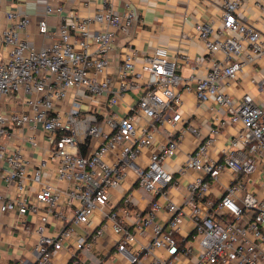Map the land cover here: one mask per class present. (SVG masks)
Segmentation results:
<instances>
[{"label": "built area", "instance_id": "1", "mask_svg": "<svg viewBox=\"0 0 264 264\" xmlns=\"http://www.w3.org/2000/svg\"><path fill=\"white\" fill-rule=\"evenodd\" d=\"M242 1L222 0V26L218 31L214 32L208 22L195 26L205 43L207 55L212 59L207 74L195 79L196 95L200 101L214 99L226 108L228 116L221 119L219 125L238 124L241 128L232 138L230 147L223 150L219 161L207 158L218 128L211 129L210 135L202 138L185 163L186 167L200 172L189 185V196L182 204L169 199V228L155 225L152 241L137 249L130 246L136 240V231L124 220L130 208L127 204L115 207L109 189L121 184L131 170L139 187L168 196L174 175L164 163L176 153L186 131L200 135V129L188 122L178 129L177 135H169L160 144L147 165H139L137 159L144 147L153 144L157 122L166 119V111H173L171 119L175 123L183 120L177 107L181 103L178 89H192L191 80L179 73L177 59L171 58L165 47H157L153 53L142 55L145 72L136 69L135 60L140 55L138 49L129 48L116 78L101 79L98 76L108 67L116 31L128 33L137 19L131 6L117 13L114 0H103L105 8L102 11L84 18L74 15L73 22H65L54 32L57 38L40 47L21 35L32 22L30 15L8 13L11 22L3 31L2 40L9 44L10 51L9 57L0 61V169L3 161L9 168L4 172L0 170V179L22 189L29 178L41 184V188L36 193L37 203L25 195L8 197L0 189V213L16 211L21 216L36 212L40 204L45 207L35 228L39 236L37 264H50L54 252L75 233L69 224L56 235H48L47 224L52 216L67 223H87L96 208L106 205L110 208L92 237L96 239L106 230L113 229L120 236L118 252L129 264H264V232L261 229L264 199L246 190L241 179L253 173L260 163L264 164V106L256 103L250 93L234 100L222 89L224 78H233L242 70L245 51H248V60L264 56V33L237 14ZM62 11L60 5L48 3L46 6L47 14ZM92 22L104 23L107 28L92 31ZM39 30L43 34L51 33L46 18L40 19ZM90 46L94 47L91 52ZM218 51L225 54L222 59L215 58ZM140 81H143L144 91L136 109L148 118L147 126L138 125L133 115L119 117L114 113L106 121L110 130H105L96 113L82 115L78 100L67 111L66 119L54 109V102L64 99L71 87H84L92 99L113 92L108 97V103L113 105L121 94L139 88ZM115 84L117 88L114 90ZM258 89L264 92V79ZM13 93L23 95L28 110L9 115L4 112V99ZM27 124L42 125L52 145L50 156L59 162L58 176L69 182L67 190L62 192L42 180L46 159L30 169L20 151L7 152L4 137L11 135L13 127ZM80 135L86 141L89 138L101 141L92 152L83 154L78 145ZM239 141L245 147L242 157L236 151ZM32 143L36 144L35 141ZM108 155L112 157L111 162L105 160ZM226 168L237 173L238 177L232 179L218 199L206 198L211 183L217 181ZM240 192L243 194L239 195ZM126 201L129 202L130 198L127 197ZM62 202L76 205L73 217L64 215L59 208ZM162 207L161 203L154 201L137 228L142 232ZM247 209L253 214L249 221L243 222L242 215ZM186 217L190 230L183 235L181 227ZM77 245L89 249L92 243L88 237L79 236ZM157 249H163V254H157ZM186 260L189 263H183Z\"/></svg>", "mask_w": 264, "mask_h": 264}, {"label": "crops", "instance_id": "2", "mask_svg": "<svg viewBox=\"0 0 264 264\" xmlns=\"http://www.w3.org/2000/svg\"><path fill=\"white\" fill-rule=\"evenodd\" d=\"M48 3L62 6L63 11L47 14ZM113 6L117 13L131 6L137 19L128 33L116 31L117 35L109 52L108 67L98 76L101 79L116 78L129 48L138 49L140 55L135 60L136 69L145 72L142 55L153 53L157 47H165L170 57L177 59L179 73L185 79H190L192 86L190 90L178 89L181 103L177 107L183 120L175 123L171 119L173 111H166V119L163 122H157L158 127L154 134L153 144L141 150L137 163L141 166L147 165L151 154L159 150L160 144L169 135H177L178 129L184 127L186 123L191 122L200 129V135L186 131L180 139L176 153L164 163L174 175L167 197L155 190L139 187L131 170H128V175L121 184L109 189L111 203L115 207L121 208L127 204L130 208V213L125 216L124 220L133 231H136V240L130 246L137 249L152 241L155 225L169 228L170 213L167 208L169 199L182 204L189 196V185L200 172L195 168L186 167L185 163L202 138L209 136L211 129L218 128L214 142L208 148L207 158L219 161L223 150L230 147L232 138L237 135L241 127L238 124L229 123L224 126L219 125L220 120L228 116L226 108L217 104L214 99L200 101L195 91V79L205 76L212 65V59L207 55L205 43L195 26L196 23L208 22L212 24L214 32L218 31L222 26V0H114ZM104 8L103 0H0V61L9 57L10 46L2 40L3 31L9 27L11 22L8 13L30 15L32 22L21 32V35L40 47L57 38L54 32L58 31L65 22H73L74 15L82 18L90 17ZM237 14L264 33V0H243ZM42 18H46L50 34L40 32L39 21ZM90 28L92 31L105 30L107 26L104 23L92 22ZM75 38L78 39L77 34ZM93 50L94 47L90 46L89 51ZM247 52L242 54V59L245 61L242 70L233 78H224L222 89L234 100L240 99L245 93H250L256 103L264 106V92L258 89L260 81L264 79V56L248 60ZM224 55L222 51H218L215 53V58L222 59ZM142 85L143 81H140L139 88L121 94L118 102L113 105L108 103V97L113 92L109 95L104 93L92 99L91 93L84 87H71L64 99L54 102V109L66 119L67 111L73 102L78 100L82 115L96 113L105 130H110L106 121L114 113L119 117L127 114L133 115L138 125L147 126L148 118L136 109V103L144 91ZM115 88H117L116 84L114 90ZM28 109L20 93H13L4 99V112L8 115ZM100 141L96 138H89L86 141L80 135L78 145L79 147L83 145V149L80 147L79 151L83 154L92 152ZM3 143L8 153L20 151L25 165L30 169L36 167L42 159H46L47 166L44 168L42 180L62 192L69 188V182L58 176L59 162L50 156L52 145L42 125L27 124L23 127H13L11 135L4 137ZM236 149L237 155L242 157L245 147L241 141L238 142ZM111 158L108 155L105 160L111 162ZM1 164V171L4 172L9 168L6 161ZM237 177V173L226 168L219 179L211 183L206 198L218 199L232 179ZM241 179L246 190L264 199L263 163H260L253 173ZM40 188L41 184L29 178L25 180V186L22 189H18L12 182L7 183L4 179H0V189L8 197L25 195L34 203H37L36 193ZM242 194L243 192L239 193V195ZM127 197L130 198L129 202L126 201ZM154 201H158L163 207L155 212L151 223L143 227L141 232L137 224L142 222L146 210ZM75 207L76 205L65 202L59 205L67 218L73 217ZM109 208V205L96 208L87 223H67L64 219L52 216L47 224L46 233L48 235H56L65 225L69 224L73 226L75 233L64 241L60 250L54 252L50 264H70L71 262H76V264H129L126 258L118 252L117 244L120 236L113 229L106 230L96 239L92 237ZM44 212L45 207L40 204L36 212H28L21 216L16 211L0 213V264H37L39 236L35 228ZM252 214L253 211L247 209L242 215V221H249ZM189 226L186 217L181 227L183 235L189 233ZM261 229L264 232V223ZM79 236L88 237L92 243L89 249L78 247ZM156 252L163 254L164 251L157 249ZM183 263H189V261L186 260Z\"/></svg>", "mask_w": 264, "mask_h": 264}, {"label": "trees", "instance_id": "3", "mask_svg": "<svg viewBox=\"0 0 264 264\" xmlns=\"http://www.w3.org/2000/svg\"><path fill=\"white\" fill-rule=\"evenodd\" d=\"M80 147H81V149H83V145H81Z\"/></svg>", "mask_w": 264, "mask_h": 264}]
</instances>
